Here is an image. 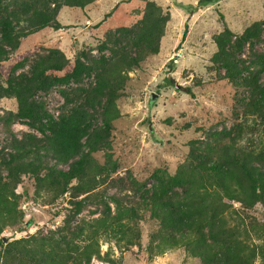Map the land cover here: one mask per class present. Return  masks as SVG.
I'll use <instances>...</instances> for the list:
<instances>
[{
    "label": "trees",
    "instance_id": "16d2710c",
    "mask_svg": "<svg viewBox=\"0 0 264 264\" xmlns=\"http://www.w3.org/2000/svg\"><path fill=\"white\" fill-rule=\"evenodd\" d=\"M91 1L0 0V61L29 33L46 26L58 29L61 25L56 14L61 5L81 7ZM217 1L196 0L195 5ZM168 17L160 6L145 0L135 24L105 33L99 49L106 47L107 55L87 58L81 51L69 62L61 50L49 48L28 71L15 72L22 65L17 61L4 80L0 78V98L12 97L16 104L3 121L22 120L38 133L25 132L19 138L11 135L9 150L0 156V167L5 170L0 171V232L23 219L15 187L24 174L32 177L34 192L44 190L52 197L67 192L68 203L61 223L46 234L27 233L9 240L0 235V264H90L93 257L104 264H119L120 251L139 243L137 221L142 210L155 221L147 248L156 253L182 246L201 264H264V221L249 222L243 231L239 224L230 223L236 211L233 201L241 209L257 202L264 207V145L253 150L234 142L220 143L223 136L230 138L231 132H214L210 140H188L186 155L175 170L169 173L154 168L148 186L127 175L122 188L138 192L136 198L97 189L115 169L108 152L112 121L119 116L115 100L127 72L145 55L157 53ZM261 32L264 34V14L239 34L224 25L212 36L216 50L211 60L224 70V78L247 88L242 101L264 119V82L257 81L264 72V50L258 52L253 47ZM244 45L246 61L237 56ZM90 73L93 81L78 88L73 97L59 90L65 104L74 100L67 111L53 116L35 98L37 91L79 81ZM95 106L101 107L99 123L86 109ZM100 149L105 156L102 164L92 156ZM62 165L66 168L59 167ZM86 203L95 204L97 214L75 219ZM101 243L106 244L103 251Z\"/></svg>",
    "mask_w": 264,
    "mask_h": 264
},
{
    "label": "rangeland",
    "instance_id": "374dc122",
    "mask_svg": "<svg viewBox=\"0 0 264 264\" xmlns=\"http://www.w3.org/2000/svg\"><path fill=\"white\" fill-rule=\"evenodd\" d=\"M147 1L160 6L169 17L159 38L157 53L145 55L127 72V79L115 100L119 116L112 121L108 149L115 169L97 186L106 193H120L129 199L136 198L138 192L122 188V183L128 182L126 176L132 175L148 186L152 182L150 173L154 168H164L172 173L186 155L188 140L206 141L214 132L229 130L230 138L223 136L220 143L234 142L237 147L253 150L264 145V119L253 114L252 108L246 107L242 101L247 88L224 78V70L211 60L216 50L212 36L224 25L234 34H239L252 22L261 20L264 0H218L200 7L195 5L196 0ZM144 2L93 0L81 7L61 5L56 14L61 26L58 29L46 26L22 37L7 59L0 61L1 80L17 61H22V65L15 72L28 71L37 56L49 48L61 50L69 62L81 51L87 58H97L101 53L107 55L106 47L99 49L105 33H116L118 28L135 24ZM253 47L258 52L264 50L262 32L254 40ZM247 52V45H244L237 56L246 61ZM245 73L243 71L242 75ZM92 81L91 73L84 74L79 81L53 84L45 91H37L35 98L42 101L48 113L56 116L74 104V100L64 103L60 89L73 97L78 88L87 87ZM257 81L264 82V72L258 75ZM78 101L82 102V99ZM15 107L14 98H0V156L9 150L11 135L19 138L25 132L38 134L22 120L3 121L6 113L15 111ZM86 109L99 123L101 107ZM92 156L99 164L105 160L103 149ZM59 167L64 169L66 165ZM0 171L5 172L2 167ZM15 189L20 193L18 206L23 219L16 226L2 229L0 235L6 237L3 240L27 233L46 234L61 223L68 207L67 192L55 197L44 190L34 192L33 179L27 174L21 176ZM232 203L236 211L232 213L230 223L239 224L240 231L246 229L249 222L264 221L261 203L244 209L238 202ZM94 211H97L95 204L86 203L75 219L92 218L97 214ZM141 213L137 221L139 243L120 251L119 264H201L182 246L165 248L158 253L148 249L147 242L155 221L148 217L146 210ZM27 220L29 224H26ZM105 248L106 244L101 243V251ZM112 253H118L113 245ZM90 264L104 262L93 257Z\"/></svg>",
    "mask_w": 264,
    "mask_h": 264
},
{
    "label": "water",
    "instance_id": "95a60500",
    "mask_svg": "<svg viewBox=\"0 0 264 264\" xmlns=\"http://www.w3.org/2000/svg\"><path fill=\"white\" fill-rule=\"evenodd\" d=\"M175 88H178V85H175ZM151 97H153V94H151ZM3 239H5V236H2Z\"/></svg>",
    "mask_w": 264,
    "mask_h": 264
}]
</instances>
